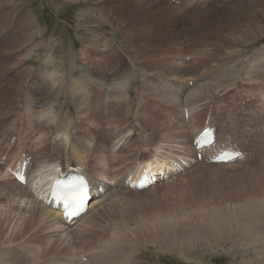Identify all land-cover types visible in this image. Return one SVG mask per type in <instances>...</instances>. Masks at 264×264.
Wrapping results in <instances>:
<instances>
[{"label": "rangeland", "instance_id": "obj_1", "mask_svg": "<svg viewBox=\"0 0 264 264\" xmlns=\"http://www.w3.org/2000/svg\"><path fill=\"white\" fill-rule=\"evenodd\" d=\"M211 1L196 16L170 0H0V141L34 132L25 147L64 163L52 153L55 137L68 133L89 146L91 138L80 139L90 131L97 143L88 169L116 174L137 165L144 147L153 161V145L184 125L164 111L183 110L195 96L202 107L193 120L184 108L188 138L207 110L221 118L226 108L229 125L249 128L257 145L250 167L198 166L150 190L121 193L79 229L55 236L16 212L9 194L25 189H15L0 166V264H84L81 256L88 264H264V0H233L230 11H213L229 0ZM242 1L248 10L240 17L234 8ZM182 63L188 76L198 66L216 76L199 95L181 98L156 75ZM107 131L110 141L125 133L120 144L132 142L119 154L105 152Z\"/></svg>", "mask_w": 264, "mask_h": 264}, {"label": "bare ground", "instance_id": "obj_2", "mask_svg": "<svg viewBox=\"0 0 264 264\" xmlns=\"http://www.w3.org/2000/svg\"><path fill=\"white\" fill-rule=\"evenodd\" d=\"M215 7H217V6H215ZM232 7H234L233 0H229V2L227 4H223L220 8H215L213 11H222V10H228V11H230L232 9ZM234 9H235V14H241V15H239L240 17L243 15V12L244 11H247L248 10L245 7L243 1H242V4L240 6L236 5ZM199 13H201V12H199ZM199 13L198 12L197 13H191V15L199 16ZM262 15H264L263 12H262ZM182 52L185 53V56L186 57H188L189 54H191L192 56H194L195 59L196 58L198 59V57H199V53L198 52L193 53V50H192V52L189 53V52H187L184 49ZM177 65L178 66H171L170 67V70H167L168 72H164V73H159L158 72L156 76L163 78L164 81H167L168 83L172 84L174 87L177 86V89L179 91L183 92V94L180 95L181 98L182 97H185V96H189V95L191 97V94H193V91L196 92L195 94L201 93L203 86L204 85H208L207 83L209 81H211L216 76V74H213V75H212V73L209 74L208 72H206L204 69H202L199 66H198V69H194V71H192V73H193L192 76H188L189 70L186 69L185 63L177 64ZM190 82H192V84H193L192 87L190 86ZM203 89H205V88H203ZM202 99H203V97H202ZM195 100H197V98L195 96H192V101L191 102L194 103L193 105H191V103H189L190 105L189 104H186V105L183 104L184 106L182 107L183 110H182L181 125H182V123L184 125L180 129V131H178L177 129L176 130L167 131L168 133L166 135H164L163 140H162V138L160 139V140H162L160 143L159 142L155 143L156 141H154L155 144L153 145V151H154V156H153L154 158H153V160H156L157 159L158 160V163H160V164H163L164 161L165 162H168V163L171 162V161H175L174 158H177V157L180 160H183L185 162L188 161V160H190V158H189L188 155H190L192 152H194V148L192 146L193 141H194L196 135L198 134V131L200 130L199 132H201L204 129L203 126H204L205 121H206V116H205L204 124H203V126L200 129H198L196 131L197 134L195 132H193L195 134L192 137L188 138V133L185 132V129H187L186 128L187 127V124H186L185 119H184V117L186 116V113H185L186 111H184V108L190 107V109L188 108L189 111H190V119L193 120L195 118V113L194 112L196 110L200 109V107H202L200 104H196V103H200V101L198 100L199 102H197V101L195 102ZM188 101H189V99H188ZM43 104H44V102H43ZM42 108H43V105H42ZM45 111H43L42 113L39 112L37 114L38 117L39 118L44 117L45 116V113H46V116H47L48 115V112H45ZM183 114H184V116H183ZM32 117H33V114H32ZM199 117H201V116H199ZM213 117H215V116L213 115ZM39 118H38V120H40ZM192 120H190V121L192 122ZM169 127H172V125L169 126ZM113 132H114V130H113ZM113 132L111 133L112 135H113ZM67 134L68 133H66V135ZM66 135L58 134L55 137V142H58L57 143L58 145L56 144L57 145L56 146L57 148L52 153L58 154V155L59 154L62 155V157L64 159L63 161H64V167H65V170L66 171H67V169L70 166H81L84 169L85 173L86 174H89V176H90L91 184L93 186V192H94V195H95L93 201L91 202V205H90V209L88 211V214H86L77 223H75L73 225V227L75 226V228H76L80 224L81 221H82V223H84L83 220H85L90 213H94V215H95V213L98 212L99 210L103 209V207L107 203H109L113 199L117 198L121 193H123V190H125L124 188H126L125 187V184H124L125 179L131 173V169L132 168H135V170L138 169V165H135L133 167L132 165L134 163L132 162L133 163L132 165L129 163L132 168L130 167V169L123 170V171H120V172H116V174L113 173L114 170L113 171H110V169L107 168L108 169L107 170L106 168L103 167L107 171L105 173L104 172H101V173H104L102 176L99 175V174H98V176L96 174H95L96 176L95 175H92L88 171V166H89V163H90L89 162V160H90V147L89 146L91 144V143H89V141H91V140L88 141V139H87V141H88L87 143H89V146H88V144L83 145L84 143L82 144V143H77V142H70L71 141L70 140L71 139V137H70L71 135L70 134H69L70 136L67 135V136L70 137V139H69L70 141L68 140L69 137L67 138ZM124 138H125V133L124 134L118 133L117 136L113 140H111V142H110V149H111V151H115V149L119 146L120 141H122ZM92 145L93 144H91V146ZM96 147L97 146H95V148ZM33 148H35V147H33ZM150 148H151V146H150ZM91 149H92V147H91ZM34 152H36V151H34ZM105 152H103V153L105 154ZM39 154L41 155V157H43L45 155V151L43 150V148H41L39 150ZM58 158H59V156H58ZM107 158H108V156H107ZM136 160L137 159H135V161ZM104 162H106V161H104ZM54 163L55 164L56 163L61 164V162H59L57 160H54L53 158H52V160H47V159H42V158L41 159L39 158L37 160V163H36L35 169H34L35 171H37V177H40V180H38V181H36L34 183V189L37 190V192L44 185L45 179H46V175L50 173V169H51V167H52V165ZM96 165H98V164H96ZM128 168H129V166H128ZM103 171H105V170H103ZM94 172H97V171H94ZM98 173H100V172H98ZM5 176H3V177L4 178H7L8 177V176H6V177ZM3 177H2V180L4 179ZM10 179L11 178H9V180ZM15 184L21 190L23 189L20 184H18L17 182L14 181V184H12V185L14 186ZM24 189H25L24 192H23L24 195L20 194V196H19L18 194H14V192L11 193V194H9V195H11V196H9V198L11 200H15L16 201V202L11 201V202L14 203V204L15 203L18 204V206L15 207V208H16V212L20 215L21 218L25 219L27 223L30 222V221H31L30 223L35 222L36 229H41V232L42 231L45 232V230L47 232H49V233L52 232V234H54L53 236H55V234H57V233L58 234H60V233L63 234L65 230L66 231L68 230V228L65 227L66 225H65L63 219L61 218L59 212H57L55 210H52V209L44 206L42 203H40L38 201H35V199L32 196V194L30 192H28V190L31 191V188L30 187H27V188L24 187ZM13 190H11V192ZM9 192H10V190H9ZM16 193H18V192H16ZM9 198L7 200H9ZM261 201L263 202L264 199L261 200ZM7 205H8V203H7ZM243 208L244 209H248V210L250 209V207H248L247 205H245ZM242 213H244V212H242ZM252 221H256V219L255 220H252ZM82 223H81V225H82ZM84 226L88 227L87 225H84ZM84 226H81V227H84ZM75 228H73V229H75ZM76 229H79V228H76ZM66 231H65V233H66ZM172 250H174V249H172Z\"/></svg>", "mask_w": 264, "mask_h": 264}]
</instances>
